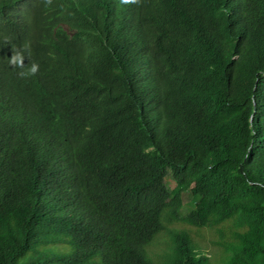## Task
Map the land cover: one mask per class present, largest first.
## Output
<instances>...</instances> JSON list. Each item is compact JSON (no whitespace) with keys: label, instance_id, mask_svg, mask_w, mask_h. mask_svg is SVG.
Segmentation results:
<instances>
[{"label":"trees","instance_id":"obj_1","mask_svg":"<svg viewBox=\"0 0 264 264\" xmlns=\"http://www.w3.org/2000/svg\"><path fill=\"white\" fill-rule=\"evenodd\" d=\"M0 264H264V0H0Z\"/></svg>","mask_w":264,"mask_h":264},{"label":"clouds","instance_id":"obj_2","mask_svg":"<svg viewBox=\"0 0 264 264\" xmlns=\"http://www.w3.org/2000/svg\"><path fill=\"white\" fill-rule=\"evenodd\" d=\"M13 55L8 58L9 65L17 69H27V72H21L22 75H35L39 70V65L37 63L24 64L25 56L28 57L26 50L25 51H16L13 49Z\"/></svg>","mask_w":264,"mask_h":264},{"label":"rangeland","instance_id":"obj_3","mask_svg":"<svg viewBox=\"0 0 264 264\" xmlns=\"http://www.w3.org/2000/svg\"><path fill=\"white\" fill-rule=\"evenodd\" d=\"M176 185L175 181L173 180L172 176L169 178V186L171 188H174ZM183 199H184V205L182 208L183 214H187L194 206V201L192 199V196L189 192H185L183 194Z\"/></svg>","mask_w":264,"mask_h":264}]
</instances>
